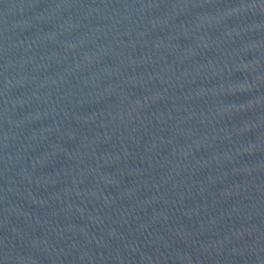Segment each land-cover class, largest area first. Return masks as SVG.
<instances>
[{
    "label": "water",
    "instance_id": "obj_1",
    "mask_svg": "<svg viewBox=\"0 0 264 264\" xmlns=\"http://www.w3.org/2000/svg\"><path fill=\"white\" fill-rule=\"evenodd\" d=\"M189 0H0V243L118 76Z\"/></svg>",
    "mask_w": 264,
    "mask_h": 264
}]
</instances>
